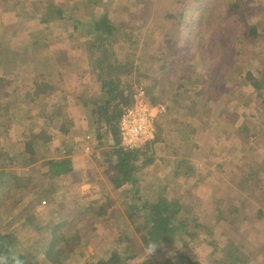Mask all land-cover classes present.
Segmentation results:
<instances>
[{
    "label": "rangeland",
    "instance_id": "obj_1",
    "mask_svg": "<svg viewBox=\"0 0 264 264\" xmlns=\"http://www.w3.org/2000/svg\"><path fill=\"white\" fill-rule=\"evenodd\" d=\"M114 1L115 4L103 0H0V44L4 45L0 47V104L3 105L0 126L6 125L4 117L7 115L18 118L6 133L1 132V146L4 147L8 136L16 139L21 136L22 123L26 121L40 163L57 157L61 138L47 127L43 115L44 110L48 112L49 101L33 106L31 101L24 100L25 90L32 85L30 80L25 79V87L14 91L16 74L7 71L9 56H13L14 51L17 59L21 56L26 60L25 50H29L34 41L40 37L52 40V55L56 56L63 76L62 83H57L58 89H66L73 100L85 93L94 95L99 91L94 76L98 56L92 32L86 26L97 9L106 8L112 19L127 24L122 33L112 38L114 61L122 66L143 65L147 88L159 80L152 99H158L156 104L166 103V113L158 121V127L172 131L160 160L139 173L137 179L144 193L151 195L153 200L167 187V197L178 198L189 208L198 229L192 236L181 237L166 253L149 258L143 253L138 262L155 259L156 263H161L164 255L181 254L192 263L234 264L226 255L229 243L233 242L251 257V264H264V220L259 214L262 195L253 182H245L249 172L256 173L260 190L264 191V114L260 93L253 84L259 77L264 78V33L261 32L257 40L245 42L237 56V44L249 30L250 19L244 11L232 14L229 10L231 0ZM6 3L20 6V9L4 6ZM48 4L63 8L65 17L64 21L55 22L57 35L52 38V31H45L38 23L35 11L43 10ZM257 5L262 7L264 0H257ZM24 7L28 12L22 11ZM192 9L196 10L191 12ZM171 13H187L185 26L190 32L176 44L177 62L162 71L163 62L160 57L154 58L155 53L163 50L168 42L178 40V23L167 19ZM203 15L210 20L202 23ZM139 22L142 28L152 27L148 43L144 40L147 32L133 29ZM257 23H262V31L264 20ZM7 49L12 53L8 57ZM191 66L193 73L189 71ZM242 69L247 71L242 72ZM128 72L130 69L123 71L125 79ZM36 75L34 72L35 78ZM35 78L31 80L34 82ZM195 98L200 104L194 115L187 105ZM68 104L65 95L54 99V106H60L64 115L70 114L76 120L84 117L83 111L89 113L87 109L77 112L75 106ZM178 121L180 130H176L179 125L175 122ZM39 131L45 132L44 137L39 136ZM14 143L18 145L17 141ZM82 149L73 158V174L63 180V191L57 200L33 213L45 225H52L55 216L70 219L77 211L71 199L81 201L80 209H84L85 202L89 203L87 198L102 200L109 195L117 211L111 213L105 224L97 226L88 239L87 252L84 248L78 249L70 263L96 264L97 260L109 257L121 233L136 235L138 230L125 217L123 204L117 202L120 191L102 176V152L86 155ZM251 190L256 191L253 196ZM27 202L24 199L23 203ZM21 204L16 197L3 201L2 209L13 211L11 221L3 225L15 236L17 249L31 264H48L46 250H36V233L23 225L22 215L30 217L31 210ZM119 213L124 221L118 219ZM72 222L68 220L63 233L72 229ZM81 229L87 233V228Z\"/></svg>",
    "mask_w": 264,
    "mask_h": 264
},
{
    "label": "trees",
    "instance_id": "obj_2",
    "mask_svg": "<svg viewBox=\"0 0 264 264\" xmlns=\"http://www.w3.org/2000/svg\"><path fill=\"white\" fill-rule=\"evenodd\" d=\"M103 1L115 4L114 0ZM4 6H8V3ZM9 6L13 9H20V6L17 5ZM263 7L264 5L258 7L257 0L230 1L229 10L232 14L244 11L246 17L250 19L248 21L249 30L245 37L238 42L236 54L242 50L245 42L257 40L261 32L264 33V29L261 31L260 28L262 23H257L258 20H264ZM24 10L26 7L22 8V11ZM194 10L196 9H192L191 12ZM35 11H37L38 23L44 26L45 31H52L50 38L55 37L57 35L55 22L65 20L63 8L48 4L43 10L36 9ZM24 12H28V10ZM141 15L144 16L143 13ZM167 17L168 20H175L178 23L176 31L178 40L168 42L163 46V50L155 53L154 58L160 57L163 62V67H160L162 71H167L170 66H174V62H177L174 55L178 50L176 44L181 43L182 38L188 36L190 32L185 26L188 20L187 13L180 15L171 13ZM205 17L203 15L200 21L210 20ZM92 19L86 28L92 32L98 56L97 65L94 67V76L97 79L99 91L94 95L85 93L83 97L73 100L72 95L66 89L63 91L58 89L57 83H62L63 76L58 68L56 56L52 55V40L47 38V40H42L40 37V40L34 41L31 48L25 50L26 60H23L21 56L17 59V55L14 56V51L13 56H9L10 52L8 49L6 50V56L11 58L7 71L16 74L14 91L20 86L25 87V79L30 80L32 85L25 90L24 100L31 101L33 106L49 101L48 112L44 110V120L47 127L60 136L61 148H58L57 157L40 163L32 139L29 137V130H27L29 128L25 120L22 123L24 128H22L20 137L16 139L8 136L4 147L1 146L2 143L0 144V251L14 249L23 256L26 264H31L28 257L17 249L15 236L10 234V231L6 230L3 225L5 222L11 221L10 214L13 211L9 213L5 208L2 209V203L11 197H16L22 203L21 207L25 204L23 203L24 199L28 201L25 207L31 210L30 217L26 218V215H22L23 225L30 227L36 233V250H46L49 257L48 264H70L78 249L84 248L87 252L88 239L95 232L97 226L105 224L110 219L111 213L117 211L115 210L116 203L109 195L102 200L87 198L89 203L82 202L85 206L84 209H80L81 201L77 202L71 199L70 202L75 204L77 211L70 219L63 218L61 215L55 216L52 225H45L34 213L50 201H54V199L56 201V197L60 196L63 191V180L73 174V158L84 148L85 136L89 135L94 140V150L102 152L100 158L102 176L117 192L120 191L121 197L117 202L123 204L125 217L133 223L134 227L137 226L138 230L136 235L121 233L109 257L97 260L96 264H132L133 262L138 264H173L174 261H177L178 264H200L192 263L181 254L174 257L164 255L161 263H156L155 259L138 262L150 242L159 243L160 246L153 255L154 257L159 256L162 252L166 253V250L175 245L181 237L195 234L198 230L197 222L192 218L189 208L178 198L167 197V187L163 188L155 200L142 190L140 181L137 179L138 174L160 160L172 131L168 128H159L158 122L155 140L142 149L131 151L124 150L120 146L119 124L124 109L131 104L132 97L138 93L139 89L143 88L154 103L158 102V99L153 100L152 97L153 92L159 86V80L153 81L151 87L147 88L144 85L146 74L143 65L131 63L129 68V65L122 66L118 61H114L112 38L122 33L127 24L112 19L106 8L97 9ZM68 21L72 20L68 19ZM76 22L80 23V21ZM140 25L141 22L134 25L133 29L139 33L147 32L144 40L147 43L150 42L152 27L142 28ZM72 28L75 29L74 32L77 31V27ZM3 46L1 43L0 47ZM142 59H146V57ZM192 67L189 69L190 73L194 72ZM129 69L131 72H128V78L125 79L122 76L123 71H129ZM244 71L247 70L242 69V72ZM34 72L37 74L36 78L33 76ZM262 76L264 77V75ZM158 77H160V71ZM32 78H35L34 82L31 80ZM258 79L253 84L260 93L262 114H264V95L262 93L264 87L258 86L261 84L264 86V78L259 77ZM61 95L67 97L68 105L75 106L77 112L87 109L89 113L77 120L70 114L64 115L60 106H54L55 97H61ZM198 104H200L199 100L195 98L191 104L187 105L194 115L199 108ZM0 107L3 105L0 104ZM1 110L0 108L2 120ZM17 120L18 118L14 116H5L4 123L6 125L0 126V134L1 132L6 133L7 129ZM175 124L179 125L176 130H180V122H175ZM44 134V131H39L40 137H44ZM15 141L18 142V145L14 143ZM17 171H20V174ZM245 182L246 184L253 182L258 188L257 191L262 195V198H259L263 200L259 214L264 220V191L260 190L261 183L258 180V175L249 172L245 177ZM253 192L255 194L256 191L251 190L252 196ZM121 216L119 213L118 219L124 221ZM68 220H72L74 226L72 225L73 227L68 233H63L62 230L68 225ZM56 225L58 228L53 230L51 227ZM81 228H87V233H83ZM227 248L229 252L227 251L226 255L231 261H234V264H251V257L244 250L237 248L233 242H230Z\"/></svg>",
    "mask_w": 264,
    "mask_h": 264
},
{
    "label": "built area",
    "instance_id": "obj_3",
    "mask_svg": "<svg viewBox=\"0 0 264 264\" xmlns=\"http://www.w3.org/2000/svg\"><path fill=\"white\" fill-rule=\"evenodd\" d=\"M166 103H154L143 88L138 90L127 106L120 120L119 130L121 148L124 150L142 149L156 138L159 118L166 113ZM94 142L90 136L85 137L82 153H94Z\"/></svg>",
    "mask_w": 264,
    "mask_h": 264
},
{
    "label": "clouds",
    "instance_id": "obj_4",
    "mask_svg": "<svg viewBox=\"0 0 264 264\" xmlns=\"http://www.w3.org/2000/svg\"><path fill=\"white\" fill-rule=\"evenodd\" d=\"M159 246V243L150 242L144 249L145 257L154 255ZM0 264H26V260L19 252L9 248L7 251H0Z\"/></svg>",
    "mask_w": 264,
    "mask_h": 264
},
{
    "label": "crops",
    "instance_id": "obj_5",
    "mask_svg": "<svg viewBox=\"0 0 264 264\" xmlns=\"http://www.w3.org/2000/svg\"><path fill=\"white\" fill-rule=\"evenodd\" d=\"M96 84H97V82H96ZM98 85V84H97ZM80 98V97H79ZM79 112V111H78ZM80 113H82V111H80ZM88 114V112H86V111H83V115L85 116V115H87Z\"/></svg>",
    "mask_w": 264,
    "mask_h": 264
}]
</instances>
